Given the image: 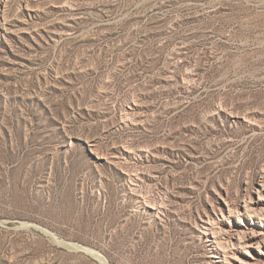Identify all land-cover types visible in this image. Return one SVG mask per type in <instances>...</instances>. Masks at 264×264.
<instances>
[{
  "label": "rangeland",
  "instance_id": "374dc122",
  "mask_svg": "<svg viewBox=\"0 0 264 264\" xmlns=\"http://www.w3.org/2000/svg\"><path fill=\"white\" fill-rule=\"evenodd\" d=\"M0 264H264V0H0Z\"/></svg>",
  "mask_w": 264,
  "mask_h": 264
},
{
  "label": "water",
  "instance_id": "95a60500",
  "mask_svg": "<svg viewBox=\"0 0 264 264\" xmlns=\"http://www.w3.org/2000/svg\"><path fill=\"white\" fill-rule=\"evenodd\" d=\"M20 227H30V225L28 224H22ZM69 249H72V250H76V251H82L88 255H91L92 257H95L94 255L88 253L87 251L83 250V249H80V248H76V247H73V246H68Z\"/></svg>",
  "mask_w": 264,
  "mask_h": 264
},
{
  "label": "bare ground",
  "instance_id": "6f19581e",
  "mask_svg": "<svg viewBox=\"0 0 264 264\" xmlns=\"http://www.w3.org/2000/svg\"><path fill=\"white\" fill-rule=\"evenodd\" d=\"M67 246H73V247H76V248L83 249L82 247L75 246V245H73V244H68ZM83 250L87 251L88 253H92L93 255L95 254L94 252H91V251H90V250H88V249H83Z\"/></svg>",
  "mask_w": 264,
  "mask_h": 264
}]
</instances>
